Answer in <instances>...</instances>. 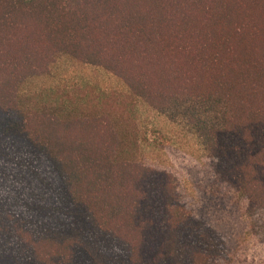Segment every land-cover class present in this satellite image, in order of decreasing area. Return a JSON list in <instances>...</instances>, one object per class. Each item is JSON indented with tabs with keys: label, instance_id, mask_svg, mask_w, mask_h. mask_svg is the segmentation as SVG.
I'll list each match as a JSON object with an SVG mask.
<instances>
[{
	"label": "trees",
	"instance_id": "1",
	"mask_svg": "<svg viewBox=\"0 0 264 264\" xmlns=\"http://www.w3.org/2000/svg\"><path fill=\"white\" fill-rule=\"evenodd\" d=\"M139 105L199 142L193 204ZM0 264H264V0H0Z\"/></svg>",
	"mask_w": 264,
	"mask_h": 264
},
{
	"label": "rangeland",
	"instance_id": "2",
	"mask_svg": "<svg viewBox=\"0 0 264 264\" xmlns=\"http://www.w3.org/2000/svg\"><path fill=\"white\" fill-rule=\"evenodd\" d=\"M61 64L62 69H58V72L67 75L68 79L90 82L97 91L105 87L119 89L118 82L106 73L66 60H62ZM136 117L142 134L144 161L150 166L171 172L184 200L189 205L193 204L198 199L193 183L194 174L203 168L206 160L199 142L189 132V127L183 128L179 122L181 115L166 118L139 105Z\"/></svg>",
	"mask_w": 264,
	"mask_h": 264
}]
</instances>
